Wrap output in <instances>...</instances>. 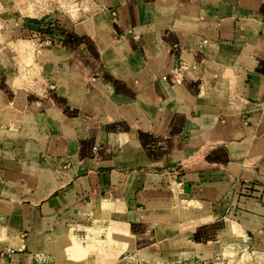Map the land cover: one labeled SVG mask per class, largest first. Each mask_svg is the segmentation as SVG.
<instances>
[{
    "label": "crops",
    "instance_id": "crops-1",
    "mask_svg": "<svg viewBox=\"0 0 264 264\" xmlns=\"http://www.w3.org/2000/svg\"><path fill=\"white\" fill-rule=\"evenodd\" d=\"M83 3L0 5V264L264 257V0Z\"/></svg>",
    "mask_w": 264,
    "mask_h": 264
},
{
    "label": "rangeland",
    "instance_id": "rangeland-1",
    "mask_svg": "<svg viewBox=\"0 0 264 264\" xmlns=\"http://www.w3.org/2000/svg\"><path fill=\"white\" fill-rule=\"evenodd\" d=\"M72 3L71 8L76 10L80 9V4H84L83 0H72ZM0 5L2 8L7 7L9 13L26 14L27 12L31 19H37L41 13L58 6V0H2ZM217 264H264V257L241 254L231 250L223 258H219Z\"/></svg>",
    "mask_w": 264,
    "mask_h": 264
},
{
    "label": "bare ground",
    "instance_id": "bare-ground-1",
    "mask_svg": "<svg viewBox=\"0 0 264 264\" xmlns=\"http://www.w3.org/2000/svg\"><path fill=\"white\" fill-rule=\"evenodd\" d=\"M63 4V3H62ZM69 5V4H68ZM67 6V5H66ZM68 7V6H67Z\"/></svg>",
    "mask_w": 264,
    "mask_h": 264
}]
</instances>
